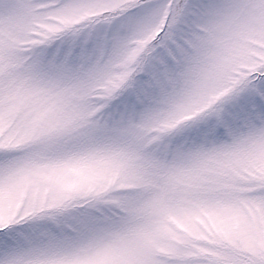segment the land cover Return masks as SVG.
Returning <instances> with one entry per match:
<instances>
[{"label":"snow or ice","instance_id":"1","mask_svg":"<svg viewBox=\"0 0 264 264\" xmlns=\"http://www.w3.org/2000/svg\"><path fill=\"white\" fill-rule=\"evenodd\" d=\"M0 264H264V0H0Z\"/></svg>","mask_w":264,"mask_h":264}]
</instances>
